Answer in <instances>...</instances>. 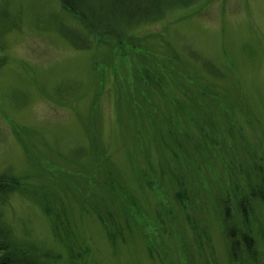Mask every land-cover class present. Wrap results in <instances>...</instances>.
I'll list each match as a JSON object with an SVG mask.
<instances>
[{"label": "rangeland", "instance_id": "obj_1", "mask_svg": "<svg viewBox=\"0 0 264 264\" xmlns=\"http://www.w3.org/2000/svg\"><path fill=\"white\" fill-rule=\"evenodd\" d=\"M157 3L161 14L127 31L141 40L129 56L125 43L87 37L59 0H0V176L19 184L0 225L12 256L264 264V0ZM76 35L89 50L68 42ZM140 48L159 59L164 90L135 87V69L155 60ZM155 116L186 143L165 146Z\"/></svg>", "mask_w": 264, "mask_h": 264}, {"label": "trees", "instance_id": "obj_2", "mask_svg": "<svg viewBox=\"0 0 264 264\" xmlns=\"http://www.w3.org/2000/svg\"><path fill=\"white\" fill-rule=\"evenodd\" d=\"M62 8L69 13L76 21H78L81 25H83V29L85 31V34L87 37H92L95 40L97 39L100 43L105 42L109 43V45H112L111 41H117L119 44L116 46L121 49L122 45H125L128 47H131L128 49L129 56L133 54V50L140 45H137V43H140V41L134 40V44L130 40H126L129 38L130 35L127 34V31L135 30V26H141L144 25V23H151V17L153 15L158 16L161 14V11L158 9V3L155 4L156 0H125L124 2L119 3H113L110 4L108 7H99L96 8L95 5H93L89 0H59ZM158 1V0H157ZM149 2V3H147ZM154 4H152V3ZM105 8V9H104ZM160 11V12H159ZM150 18V19H148ZM159 20V19H157ZM125 25V26H124ZM124 26V27H123ZM75 34V32H73ZM77 37L71 36L70 37V44L75 47L76 49L81 50H89V47L91 42L88 43L85 38H83V41L79 39L80 36L76 35ZM89 37V38H90ZM67 39L68 37L65 36ZM74 40V42H72ZM109 41V42H107ZM127 41V43H126ZM162 41V39H161ZM164 42V41H162ZM78 43V44H74ZM135 44L137 46H135ZM113 49V48H112ZM143 51V56L145 52H147V55H150L152 57L151 63L149 64H139L138 67L135 69V75L133 77V80L135 82V87L142 92L144 95L143 89L145 88V85L149 82V84L152 82L153 79H155V83L158 86L156 89L164 90L165 87L162 83V81H159L158 79V73H157V66L159 65L156 60L155 54L149 53V49L147 48H140ZM157 54V53H156ZM172 54V52H171ZM174 54V53H173ZM154 55V56H153ZM158 55V54H157ZM146 56H144L145 58ZM139 61L146 62L143 57H138ZM174 58H177V56L174 54ZM179 58V57H178ZM144 59V60H143ZM177 61V60H176ZM181 63V62H180ZM179 64V62H178ZM180 66V65H179ZM181 68L183 66H180ZM107 69H111L109 64L107 65ZM118 69V68H116ZM176 74L177 77H173V85L174 88H176V91L181 94V97L188 98L184 95V84L180 83L178 76L179 72L173 71V74ZM181 75V74H180ZM183 76L185 74H182ZM115 77H117L116 73L114 74ZM152 85V84H151ZM191 87V86H190ZM189 89V88H188ZM171 96L165 97V100L168 101L170 105L174 107L175 111L177 113H183L186 110L185 106H180L183 104V102L178 101L176 95H174L172 92H170ZM127 102V101H126ZM150 115V114H149ZM157 117H153V122H150L149 128L154 131V133H162V138L164 139L165 143L164 145H169L171 147H175V144H178L180 142L184 141L178 140V132L179 127L177 124H168L167 127H170L169 131L163 122L164 119H156ZM156 119V120H155ZM155 120V121H154ZM176 126V127H175ZM166 130V133L162 132L160 129ZM182 136V135H181ZM168 142V143H167ZM167 143V144H166ZM186 143V142H185ZM197 143L194 144V148H197ZM18 182L12 178L0 176V201L4 198L5 194L11 191H19L18 190ZM260 189L258 195V199L260 203L264 206V183H261L259 185ZM23 195H28L27 190L25 192H22ZM243 200H240L239 208L243 209L242 207ZM8 231L3 228L0 225V264H43L38 261V258L33 257L32 259L26 258L25 256H15V254L12 256L10 252L11 244L9 235L7 233ZM243 242L247 246L246 248H249L248 241L244 238ZM235 243V242H234ZM231 246V252L233 253L236 249V244L230 243ZM38 255V254H37Z\"/></svg>", "mask_w": 264, "mask_h": 264}]
</instances>
